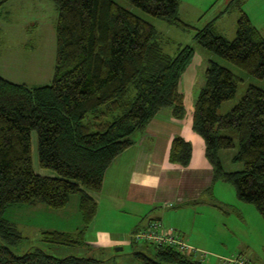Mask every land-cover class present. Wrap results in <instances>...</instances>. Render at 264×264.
Returning <instances> with one entry per match:
<instances>
[{
  "label": "trees",
  "instance_id": "1",
  "mask_svg": "<svg viewBox=\"0 0 264 264\" xmlns=\"http://www.w3.org/2000/svg\"><path fill=\"white\" fill-rule=\"evenodd\" d=\"M9 1L3 0L0 6ZM52 1L59 13L52 83L29 87L0 74V264H107V259L88 256L58 258L42 248L19 255L14 249L24 236L4 213L16 204H42L62 211L78 195L81 229L77 233L45 231L44 242L85 246V233L99 211L93 194L102 191L115 159L133 145L134 135L144 132L160 110L169 109L174 119H184L179 84L195 51L185 45L175 55L167 54L163 35L115 0ZM125 1L170 26L194 30L197 45L264 79V36L244 12L245 0H230L220 13L234 9L239 14L231 41L216 31L215 19L200 29L181 20L180 0ZM238 81L229 69L208 61L195 100L192 131L204 142L212 182L233 184L238 200L254 205L264 220V89L249 85L229 112L218 113L222 103L234 98ZM34 131L39 164L54 170L56 176L34 170ZM235 148L231 162L243 167L224 171L220 151ZM191 155L189 142L173 138L170 163L187 167ZM207 192L212 196L210 188ZM210 204L221 208L213 196ZM145 244L154 253L135 251L140 264H202L194 252Z\"/></svg>",
  "mask_w": 264,
  "mask_h": 264
},
{
  "label": "rangeland",
  "instance_id": "2",
  "mask_svg": "<svg viewBox=\"0 0 264 264\" xmlns=\"http://www.w3.org/2000/svg\"><path fill=\"white\" fill-rule=\"evenodd\" d=\"M2 1L0 0V3ZM115 1L152 24L163 35L162 46L167 54L175 55L179 46L190 45L194 48V58L179 84V91L187 103L193 101L194 96L198 94L209 60H214L226 67L239 79L234 98L222 103L218 110L219 114L229 112L241 99L249 85L264 89V79L254 78L232 63L197 45L193 40L194 30L183 31L146 14L125 0ZM228 2L229 0H181L179 17L196 29L203 28L215 19L217 31L231 41L235 37L239 14L233 9L220 15ZM242 8L249 13L252 24L264 36V0H245ZM58 15L57 6L52 0H11L0 6V74L4 78L29 87L48 86L52 83L57 58ZM193 79L198 84V91H194ZM32 148L33 167L36 173L43 176H56L54 170L43 169L39 164L36 131L32 133ZM235 152L236 148L220 151L224 171L242 169L241 163L231 162ZM213 186L212 193L217 204L221 205L220 209L206 208L205 212V208H197L200 216H196L195 210L191 207L180 208L181 210L168 209L166 217L161 220L162 223L170 226L168 219L178 220L180 227L186 229L182 232L185 239L191 244L195 242L198 245L192 248L196 249V259L202 264H228L229 259L236 257L244 258L248 264H264L262 216L254 205L238 200L233 184L217 181ZM78 202L79 196L74 195L69 206L62 211L50 209L42 204L9 206L4 213V218L15 224L24 236L23 241L14 250L21 255L34 248H42L58 258L71 255L88 256L107 259V264H140L134 256L135 251L153 255L151 245L143 242L136 243L134 240L132 246L126 247L123 251L105 255L96 251L91 253L94 249L86 240L85 246L78 248L44 242L45 231L65 230L76 233L78 231L75 230L76 223L80 222L83 226ZM178 210L180 212L174 215L173 212Z\"/></svg>",
  "mask_w": 264,
  "mask_h": 264
},
{
  "label": "crops",
  "instance_id": "3",
  "mask_svg": "<svg viewBox=\"0 0 264 264\" xmlns=\"http://www.w3.org/2000/svg\"><path fill=\"white\" fill-rule=\"evenodd\" d=\"M244 11L250 19L249 13ZM216 23L215 20V28ZM192 85L194 91H198L195 79ZM194 97L188 103L184 97L186 115L182 120L174 119L170 110H160L144 132L134 135L133 145L117 157L107 170L102 191L93 194L99 205L97 217L85 233V240L93 247V251L105 255L115 252L116 247L125 249L132 246V234L150 220L165 218L168 209L191 207L196 216H200L197 208H205V212L206 208H215L210 204L214 195L211 192L210 196L207 192L208 188L213 190L215 184L212 182V167L205 158L202 138L192 131L197 95ZM176 136L182 137L192 146L187 167L169 161L170 145ZM179 210L174 211V215ZM168 220V226L187 241L182 233L186 229L180 227L178 220ZM81 227L80 222H77L75 230L79 231ZM186 243L190 247L198 246L189 240Z\"/></svg>",
  "mask_w": 264,
  "mask_h": 264
},
{
  "label": "built area",
  "instance_id": "4",
  "mask_svg": "<svg viewBox=\"0 0 264 264\" xmlns=\"http://www.w3.org/2000/svg\"><path fill=\"white\" fill-rule=\"evenodd\" d=\"M143 242L158 246H168L181 253L196 252L190 247L184 238L172 227L165 226L161 220L154 219L146 223L145 226L138 228L131 236V241ZM229 264H248L244 258L236 257L229 259Z\"/></svg>",
  "mask_w": 264,
  "mask_h": 264
},
{
  "label": "water",
  "instance_id": "5",
  "mask_svg": "<svg viewBox=\"0 0 264 264\" xmlns=\"http://www.w3.org/2000/svg\"><path fill=\"white\" fill-rule=\"evenodd\" d=\"M123 250H124V247H122V246H119V247L115 248L116 252L123 251Z\"/></svg>",
  "mask_w": 264,
  "mask_h": 264
}]
</instances>
